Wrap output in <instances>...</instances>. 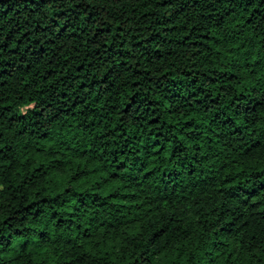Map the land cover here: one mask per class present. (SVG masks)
<instances>
[{
    "label": "trees",
    "instance_id": "obj_1",
    "mask_svg": "<svg viewBox=\"0 0 264 264\" xmlns=\"http://www.w3.org/2000/svg\"><path fill=\"white\" fill-rule=\"evenodd\" d=\"M0 264H264V0H0Z\"/></svg>",
    "mask_w": 264,
    "mask_h": 264
}]
</instances>
